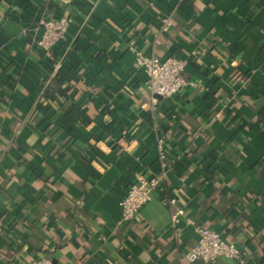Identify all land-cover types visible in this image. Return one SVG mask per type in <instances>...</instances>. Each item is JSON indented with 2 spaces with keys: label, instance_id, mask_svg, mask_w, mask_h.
<instances>
[{
  "label": "crops",
  "instance_id": "0c3cea01",
  "mask_svg": "<svg viewBox=\"0 0 264 264\" xmlns=\"http://www.w3.org/2000/svg\"><path fill=\"white\" fill-rule=\"evenodd\" d=\"M42 13L71 19L50 52L26 31ZM0 40V264H194L185 218L264 264V0H0ZM132 46L193 84L153 106ZM159 137L163 189L122 223L135 175L163 169Z\"/></svg>",
  "mask_w": 264,
  "mask_h": 264
},
{
  "label": "built area",
  "instance_id": "2783aa9c",
  "mask_svg": "<svg viewBox=\"0 0 264 264\" xmlns=\"http://www.w3.org/2000/svg\"><path fill=\"white\" fill-rule=\"evenodd\" d=\"M50 1V0H47ZM63 3L69 4L74 0H61ZM71 24V19L67 15L52 17L48 13H42L37 20L28 28L32 37V41L36 48L43 52H50L53 48L59 46L66 37V32ZM171 26V19L164 17L160 26V32H167ZM2 40H0L1 42ZM3 43V42H2ZM0 43V46L1 44ZM134 53L136 65L142 69L148 79L145 83L146 88L151 92V104H157V98H172L176 96L183 87L193 84L192 81L186 79L183 74L186 61L178 57L169 56L167 58H159L155 55H147L141 50L130 47ZM63 66L61 60L56 61L52 68L58 70ZM2 128L0 126V159L3 154L1 144ZM164 138L156 139V148L160 159L162 160V171L159 174L147 177L142 173L135 175L134 182L129 186L125 196L119 202L120 222L130 221L136 213L146 204L154 192H161L163 189L162 182L166 177L165 165L163 159L165 157ZM170 204L176 202L174 197L166 200ZM183 215V209L175 210L171 215V227L175 228ZM187 224L194 226L197 233V242L186 253L185 259L193 262L196 259H202L204 262L213 263L219 258L232 259L237 264H249L245 259L244 253L232 241L226 240L222 234L214 229L202 225H195L192 218H185ZM29 264H56L47 256L40 257L31 261Z\"/></svg>",
  "mask_w": 264,
  "mask_h": 264
},
{
  "label": "trees",
  "instance_id": "16d2710c",
  "mask_svg": "<svg viewBox=\"0 0 264 264\" xmlns=\"http://www.w3.org/2000/svg\"><path fill=\"white\" fill-rule=\"evenodd\" d=\"M3 57H2V53L0 54V64H3ZM66 70L63 69V66L61 68H59L56 72L55 78L56 81L58 82H62V81H68L70 80V78L72 77L69 72L65 73ZM85 112H83L81 110V108L76 104L73 103L71 104L64 112L63 115L66 117V119L68 120V124H71V122H74L78 119V117L84 115ZM165 181V180H164ZM239 215V214H238ZM133 219V218H132ZM131 219V220H132ZM223 236V235H222ZM239 248L240 250L244 253L243 248L240 244H238L237 242H234Z\"/></svg>",
  "mask_w": 264,
  "mask_h": 264
},
{
  "label": "water",
  "instance_id": "95a60500",
  "mask_svg": "<svg viewBox=\"0 0 264 264\" xmlns=\"http://www.w3.org/2000/svg\"><path fill=\"white\" fill-rule=\"evenodd\" d=\"M194 264H211V263H207V262H204L202 259H196L193 261Z\"/></svg>",
  "mask_w": 264,
  "mask_h": 264
}]
</instances>
